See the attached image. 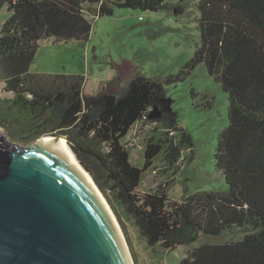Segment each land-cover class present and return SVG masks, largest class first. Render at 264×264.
<instances>
[{"label": "trees", "instance_id": "obj_1", "mask_svg": "<svg viewBox=\"0 0 264 264\" xmlns=\"http://www.w3.org/2000/svg\"><path fill=\"white\" fill-rule=\"evenodd\" d=\"M167 1L2 0L0 9L6 4L9 16L0 30V82L15 119L1 124L17 127L18 144L64 136L113 211L114 205L122 210L148 249L170 253L199 243L178 264H264V0H199V44L179 73L164 80L135 76L124 91L108 86L88 96L82 76L29 72L43 41L88 42L92 21L113 16L115 8L156 13ZM200 64L228 96L227 125L214 151L227 192L185 190L171 199L173 179L151 188L145 174H165L184 150L192 153L191 137L167 111L164 86L185 81ZM154 107L168 122L148 119ZM143 121L157 127L143 144L142 164H133L128 137ZM180 172L176 168L173 176ZM226 234L236 240L215 242Z\"/></svg>", "mask_w": 264, "mask_h": 264}, {"label": "rangeland", "instance_id": "obj_2", "mask_svg": "<svg viewBox=\"0 0 264 264\" xmlns=\"http://www.w3.org/2000/svg\"><path fill=\"white\" fill-rule=\"evenodd\" d=\"M198 3L199 0H168L166 8L156 13L115 8L113 16L92 21L88 42L43 41L37 48L29 72L82 76L85 78L84 92L88 96L97 95L108 86L113 92L124 91L135 76L164 80L177 75L191 60L199 44ZM6 8L7 5L3 4L0 9V30L9 16ZM164 91L169 100L167 111L174 115L178 127L191 137L193 150L192 153L184 150L176 167L165 174L151 168L152 171L145 174L144 185L155 188L173 179L168 191L171 199H179L185 190L190 195L197 192H227V186L215 168L214 161L217 137L227 125V94L209 77L203 64L198 65L185 81L164 86ZM10 98L4 93L3 83L0 82V130L6 133L9 142L18 144L21 133L14 129L17 127L10 124V128L6 129L1 124H8L15 119L12 111H7L6 100ZM164 114L160 119L168 122ZM15 115L18 120L28 121L26 117ZM156 127L150 121H143L132 130L128 140L132 144L129 149L133 164H142L140 156L143 144H148L151 131ZM12 136H16V141L10 138ZM40 139L27 140L26 144L19 145L27 147ZM178 167L181 172L174 177L173 173ZM106 202L111 208L108 200ZM114 207L118 218L111 210L119 226L118 219L122 223L120 228L133 264H178L186 256V251L199 245L179 247L170 253H163L157 248L150 250L139 239L137 229L122 210ZM234 240L236 236L226 234L215 242Z\"/></svg>", "mask_w": 264, "mask_h": 264}, {"label": "water", "instance_id": "obj_3", "mask_svg": "<svg viewBox=\"0 0 264 264\" xmlns=\"http://www.w3.org/2000/svg\"><path fill=\"white\" fill-rule=\"evenodd\" d=\"M161 116L154 107L148 119ZM66 142L23 147L0 130V264H133Z\"/></svg>", "mask_w": 264, "mask_h": 264}, {"label": "bare ground", "instance_id": "obj_4", "mask_svg": "<svg viewBox=\"0 0 264 264\" xmlns=\"http://www.w3.org/2000/svg\"><path fill=\"white\" fill-rule=\"evenodd\" d=\"M56 138H59V139H62V140H64L65 142H66V140L64 139V138H62V137H43V138H41L38 142L40 143V141L41 140H43V139H56ZM66 144H67V142H66ZM67 146H68V144H67ZM69 147V146H68ZM70 148V147H69ZM70 151H71V153H72V156H73V160H74V162L76 163V165L78 166V168L80 169V171L83 173V175L85 176V178L87 179V181L89 182V184L94 188V190L96 191V188H95V186H94V182L92 181V178L90 177V175L83 169V167L79 164V162H78V160L76 159V157H75V155H74V153L72 152V150L70 149ZM98 191V190H97ZM96 191V193L99 195V197L101 198V200L103 201V203L105 204V206L107 207V209H108V211H109V213H110V216H111V218H112V220H113V222H114V224H115V226H116V228H117V230H118V232H119V234H120V237H121V239H122V236H121V230H120V227H119V225H118V222H117V220H116V218L114 217V214H113V212H112V210H111V208L109 207V205H108V203L106 202V200L99 194V192H97ZM122 241H123V239H122ZM123 244H124V242H123Z\"/></svg>", "mask_w": 264, "mask_h": 264}]
</instances>
